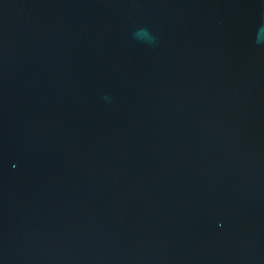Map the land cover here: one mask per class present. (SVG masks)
Listing matches in <instances>:
<instances>
[{
  "label": "water",
  "instance_id": "water-1",
  "mask_svg": "<svg viewBox=\"0 0 264 264\" xmlns=\"http://www.w3.org/2000/svg\"><path fill=\"white\" fill-rule=\"evenodd\" d=\"M0 264H264V0H0Z\"/></svg>",
  "mask_w": 264,
  "mask_h": 264
}]
</instances>
